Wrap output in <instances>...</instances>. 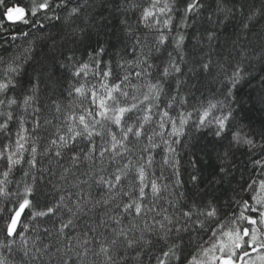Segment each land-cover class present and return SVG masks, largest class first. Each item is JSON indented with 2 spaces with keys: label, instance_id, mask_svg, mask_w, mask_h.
<instances>
[{
  "label": "snow or ice",
  "instance_id": "1",
  "mask_svg": "<svg viewBox=\"0 0 264 264\" xmlns=\"http://www.w3.org/2000/svg\"><path fill=\"white\" fill-rule=\"evenodd\" d=\"M87 7L0 0V264H264V123L234 107L245 61L264 64V0H122L140 14L115 59L76 25ZM215 24L232 26L223 43Z\"/></svg>",
  "mask_w": 264,
  "mask_h": 264
},
{
  "label": "trees",
  "instance_id": "2",
  "mask_svg": "<svg viewBox=\"0 0 264 264\" xmlns=\"http://www.w3.org/2000/svg\"><path fill=\"white\" fill-rule=\"evenodd\" d=\"M10 2H15V0H10ZM22 2H27V0H22ZM122 0H88V7L85 9V12L82 13L81 17L77 19L75 22L76 25L80 28H83L86 32L89 33L91 37V43L93 46H96L97 42L100 44H103L107 49L109 55L112 56L113 59L116 57L113 55L114 50L116 48L123 49V43H127L126 37L123 34L122 31V25L120 24V20L125 18V15L128 18V21L130 24H134L135 21L139 17V10L136 12L128 11L127 13L124 12L123 9H120V4ZM118 9H120L118 11ZM179 17L180 14H176V23H179ZM213 20L216 19H223V17L218 14L214 13L212 16ZM227 23V22H226ZM189 24L192 25V21H189ZM5 27L9 29V32L17 31V32H23V31H30V29L23 24L20 25H9L6 24ZM213 27V25H210L208 23V10H206L199 18H196V23L193 26H190L187 29H184L187 35L186 44L189 46V49H192L195 47V41L193 40V37L196 35L197 31L203 32L204 28ZM215 30L219 34L220 42L223 43L225 40L228 39V33L232 32V26L229 25L227 30H225L223 24H215L214 25ZM60 29V25H56L55 27L50 28V31L52 33H56ZM141 36L144 35V32L147 30L143 28V26H140ZM173 34H175V30L173 31ZM39 33H33L28 37V40H33L34 38L39 37ZM154 35V34H153ZM151 40V35L149 37ZM232 39H235V37H232ZM5 40H10V35H4L0 36V49H3L7 47V45L4 43ZM123 42V43H122ZM17 47H11L8 49V53H15L18 50L22 49L26 44L27 41L23 38H19L16 42H14ZM36 43L39 44V40H36ZM71 46V45H69ZM227 48H231V41L229 40L227 45ZM207 42L204 43V51L208 52ZM81 53L83 52V49L80 50ZM48 53L47 46L37 47L36 54L37 57H41L44 54ZM198 54V53H197ZM5 56L7 53L4 54ZM105 60L109 59V56L106 55ZM85 59L87 57L85 56ZM35 63V61L33 62ZM246 64L249 65L248 71L250 73L247 83H242L237 91V100L238 104L234 105V107H238L241 109L240 112H238V115H243L246 117L247 120H250L254 127H258L261 123H264V106L259 104L258 97L260 95H264V91L261 90V78L264 77V64L260 62L259 56H255L250 58L249 60L245 61ZM30 70V69H29ZM254 77V78H253ZM91 83H95L96 81H90ZM66 86V84H65ZM12 93H9L11 95ZM66 95V94H65ZM64 103L68 104V99L66 98ZM27 127L31 128V124L28 123ZM16 130V125H12V131L13 133ZM195 136L199 138V147H203L204 145H209L212 137L208 134L207 130H203V135L200 133H193ZM2 139V137H0ZM14 139V137H13ZM178 150L181 148V146H177ZM184 151H187V149H184ZM183 155V151L181 152ZM201 157L204 160V166L207 167V165L210 162L208 157H205L203 153H200ZM190 158V156H185V168L190 171L191 167L187 164V160ZM160 157L157 156V161H159ZM236 175L239 177L241 167L245 163V157L241 155L240 152L236 153ZM44 165L47 164V160H45ZM218 163V162H217ZM0 170H2V166H0ZM167 174V173H166ZM21 173L16 172L14 174L15 179L20 178ZM185 179H187V175L185 174ZM225 187L227 186V183L225 182ZM12 190H15L16 185L13 183L11 186ZM222 203L226 204V201H222ZM127 222V221H125ZM207 239V237H205ZM187 240V237H185V241ZM0 253L4 254L5 256L8 255L7 249H0ZM18 259V258H17ZM144 260H148V256H144Z\"/></svg>",
  "mask_w": 264,
  "mask_h": 264
}]
</instances>
